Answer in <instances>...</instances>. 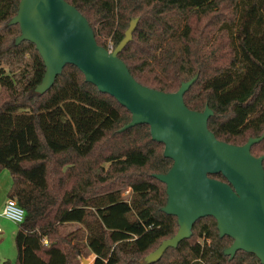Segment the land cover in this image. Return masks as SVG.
<instances>
[{"label": "trees", "instance_id": "obj_1", "mask_svg": "<svg viewBox=\"0 0 264 264\" xmlns=\"http://www.w3.org/2000/svg\"><path fill=\"white\" fill-rule=\"evenodd\" d=\"M20 1L0 0V173L9 170L7 197L26 214L17 258L2 264H79L84 246L93 264H262L242 250L225 255L233 239L220 236L211 216L157 262L145 261L179 228L162 211L166 185L154 176L173 161L148 124L120 131L131 112L77 66L67 64L45 93L35 91L46 66L32 42L15 44L21 29L9 21ZM66 1L105 47L111 38L116 48L138 18L119 57L140 83L164 92L198 74L185 103L213 110L208 126L218 139L242 145L264 133V0ZM251 151L264 155V139ZM74 223L82 236L62 231Z\"/></svg>", "mask_w": 264, "mask_h": 264}, {"label": "water", "instance_id": "obj_2", "mask_svg": "<svg viewBox=\"0 0 264 264\" xmlns=\"http://www.w3.org/2000/svg\"><path fill=\"white\" fill-rule=\"evenodd\" d=\"M137 22L138 18L130 22L113 51L98 44L88 19L66 0H21L9 25L18 24L21 29L15 44L32 42L44 60L46 70L37 93L49 90L67 64L75 65L87 82L131 112V121L120 131L148 124L152 139L164 144L163 154L173 164L168 172L154 176L166 185L162 211L176 216L179 228L146 257L147 263L157 262L169 247L190 238L194 224L211 216L220 236L233 239L225 255L233 259L242 250L264 264V155L251 151L264 133L242 145L218 139L208 126L213 110L209 106L192 110L185 103L184 96L198 74L175 92L140 83L119 57L132 41ZM218 173L226 181L210 176ZM83 263L89 261L83 259Z\"/></svg>", "mask_w": 264, "mask_h": 264}, {"label": "rangeland", "instance_id": "obj_3", "mask_svg": "<svg viewBox=\"0 0 264 264\" xmlns=\"http://www.w3.org/2000/svg\"><path fill=\"white\" fill-rule=\"evenodd\" d=\"M111 163H105L104 167L109 168ZM12 184V177L9 170L4 169L0 173V264L3 263L4 260L15 261L17 258V248L15 244V235L16 231L19 227V224L5 218L1 212L3 210V205L7 200V192ZM130 194V188L126 189L123 193L125 197H128ZM80 224H67L62 231L64 233H69L72 231H76L78 236H82ZM84 242L83 237L79 239V241ZM82 255L80 256L79 264H84L83 259L89 261V264H93L94 255L87 249L85 246L82 248Z\"/></svg>", "mask_w": 264, "mask_h": 264}, {"label": "built area", "instance_id": "obj_4", "mask_svg": "<svg viewBox=\"0 0 264 264\" xmlns=\"http://www.w3.org/2000/svg\"><path fill=\"white\" fill-rule=\"evenodd\" d=\"M106 48L109 51L114 50L115 47H114V44H113V41L111 38H109L107 40V47ZM1 214L7 219H9V220H11L17 224H21L25 219L26 212H25L24 208H22L18 204L16 199L7 198ZM0 232H1V228H0Z\"/></svg>", "mask_w": 264, "mask_h": 264}, {"label": "crops", "instance_id": "obj_5", "mask_svg": "<svg viewBox=\"0 0 264 264\" xmlns=\"http://www.w3.org/2000/svg\"><path fill=\"white\" fill-rule=\"evenodd\" d=\"M6 202V201H5ZM5 204V203H4ZM3 207H4V205H3Z\"/></svg>", "mask_w": 264, "mask_h": 264}]
</instances>
